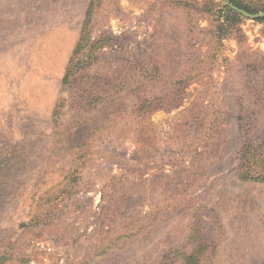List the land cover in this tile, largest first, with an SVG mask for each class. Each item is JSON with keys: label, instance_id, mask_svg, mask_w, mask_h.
I'll return each instance as SVG.
<instances>
[{"label": "rangeland", "instance_id": "374dc122", "mask_svg": "<svg viewBox=\"0 0 264 264\" xmlns=\"http://www.w3.org/2000/svg\"><path fill=\"white\" fill-rule=\"evenodd\" d=\"M261 19L0 0V264H264Z\"/></svg>", "mask_w": 264, "mask_h": 264}, {"label": "trees", "instance_id": "16d2710c", "mask_svg": "<svg viewBox=\"0 0 264 264\" xmlns=\"http://www.w3.org/2000/svg\"><path fill=\"white\" fill-rule=\"evenodd\" d=\"M229 1L233 5L237 6L238 8H240L242 10H245V11H247L249 13L254 14V13L258 12L255 8H250V7L246 6V5H244L240 0H229ZM229 12L233 15V17H237L238 16V14L235 13V12H233L232 10H229ZM261 21H264V18H262ZM242 178L244 180H248V179L251 180L252 179L248 171L247 172H244L242 174Z\"/></svg>", "mask_w": 264, "mask_h": 264}, {"label": "water", "instance_id": "95a60500", "mask_svg": "<svg viewBox=\"0 0 264 264\" xmlns=\"http://www.w3.org/2000/svg\"><path fill=\"white\" fill-rule=\"evenodd\" d=\"M225 5L229 6L230 8H232L233 10H235L236 12L242 14L243 16H246L248 18H252V19H260V18H264V12L262 13H258V14H250L247 13L245 11H243L242 9L230 4L229 2H227L226 0H223Z\"/></svg>", "mask_w": 264, "mask_h": 264}]
</instances>
